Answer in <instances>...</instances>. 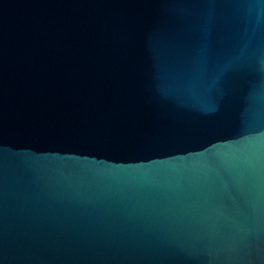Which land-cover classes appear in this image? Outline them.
Wrapping results in <instances>:
<instances>
[{"label": "water", "instance_id": "95a60500", "mask_svg": "<svg viewBox=\"0 0 264 264\" xmlns=\"http://www.w3.org/2000/svg\"><path fill=\"white\" fill-rule=\"evenodd\" d=\"M0 264H264V0H0Z\"/></svg>", "mask_w": 264, "mask_h": 264}]
</instances>
